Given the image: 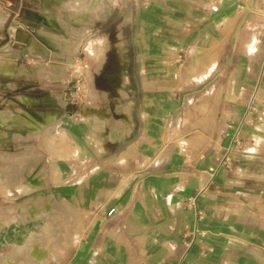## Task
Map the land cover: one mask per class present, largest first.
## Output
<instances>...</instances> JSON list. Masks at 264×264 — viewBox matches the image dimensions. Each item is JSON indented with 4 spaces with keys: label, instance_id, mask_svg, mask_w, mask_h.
I'll use <instances>...</instances> for the list:
<instances>
[{
    "label": "crops",
    "instance_id": "obj_1",
    "mask_svg": "<svg viewBox=\"0 0 264 264\" xmlns=\"http://www.w3.org/2000/svg\"><path fill=\"white\" fill-rule=\"evenodd\" d=\"M140 14L139 102L131 99L133 77L109 71L98 85L108 92L104 105L87 104L91 113L82 106L84 118L64 122L60 141L50 129L48 143L65 147V155L41 151L31 127L23 133L2 122L0 133L9 136L0 142L33 140L0 151V161L11 158L4 151L29 147L17 157L28 159L33 174L42 159L49 196L82 210L80 237L56 264H264V150L256 148L264 140V0H152ZM8 16L0 9V26ZM201 49L211 51L214 63L204 71L197 65V74L193 58ZM190 53L181 73L177 63ZM13 62L0 61L10 77L26 70ZM212 82L222 86L216 102L212 90L201 102L186 101L188 87L205 90ZM197 116L211 120L190 122ZM181 136L192 144H178ZM237 139L254 145L222 164V149Z\"/></svg>",
    "mask_w": 264,
    "mask_h": 264
},
{
    "label": "rangeland",
    "instance_id": "obj_2",
    "mask_svg": "<svg viewBox=\"0 0 264 264\" xmlns=\"http://www.w3.org/2000/svg\"><path fill=\"white\" fill-rule=\"evenodd\" d=\"M9 1L0 0V9L9 13L7 21L0 26V61L25 64L26 70L18 71L17 75L10 77L6 69L0 68V111L12 110L23 115L27 112V116H36V119L45 121V124L47 122L44 113L52 112L58 117L51 118L49 122L53 124L47 127L43 124L32 126L13 122L10 116L3 114L0 115V124L3 122L9 127H19L23 133H27L29 129V135L32 136L40 134V138L37 139L38 148L41 151L51 148L53 153L60 154L61 151L57 150L56 146L52 147L47 141L48 137L53 136L49 133L50 129L52 128L51 133H57V140L60 141L59 130H64V122H81L84 118L81 113L82 106H85V112L88 110L91 113L93 111L89 109L92 108H87V104L104 105L107 102L104 98L108 92L101 91L98 85L106 81L104 76L107 72L118 70L128 72L133 77L131 99L135 96L136 102H139L142 80L139 77L140 64L137 58L142 47L136 36L145 24L140 12L152 0H116L115 4L107 9L104 18L94 21H84L70 9L60 8L54 1L21 0V6H18L17 0L11 4ZM89 1L77 0L72 3V7L79 9L83 5H89ZM96 1L94 0L93 3L97 4ZM108 1L102 0L105 5ZM95 8L91 11L93 12ZM47 15L74 23L72 30L75 31L76 36L70 35L67 28L48 25L42 19V16ZM83 26L86 27L85 31ZM210 53L211 51L202 49L198 53L200 71L205 67L208 70L210 67L209 60L213 59L212 55H208ZM191 58L190 53L188 57L177 63L181 73L188 70ZM207 61L209 64H206ZM35 72L50 80L40 78ZM191 74L195 78L193 73L187 76ZM183 78L182 80L187 82L190 80V77ZM215 83L219 82H212L205 90H194V86L188 87L186 101L190 99L193 103L201 102L200 99H203L206 90H212L213 102H216V96L218 99L221 97L222 86ZM59 95L66 97L65 102L59 100ZM109 100L113 104L115 98L109 95ZM199 113L206 115V111ZM210 120V116L203 119L197 116L191 118L190 122H210ZM55 122H58L56 127ZM24 126L31 128H23ZM32 127L36 128L32 129ZM3 130L5 127L0 125V131ZM192 134L194 135V133L189 135ZM8 136V133H0V140ZM14 136L21 137L23 134L15 132ZM12 140L9 139V143L7 140L0 142V151L30 143L33 139ZM243 140L222 149L220 156L222 164L232 163L233 155L238 152H249V147L254 144L251 142L249 145L248 140L246 142ZM176 142L183 145L192 144V141H187L184 136L176 138ZM30 148H32L30 152H36L33 147ZM59 148L65 155V147ZM256 148L264 150V143L257 142ZM27 149L29 147L23 146V152L18 154L4 151L3 155L11 158L7 162L0 161V264H12L11 260L15 258H21L25 264H38L30 257L36 242L49 245L53 251V255L41 264H56V260L58 262L62 257L61 253L80 237L79 233L83 228L82 210L62 196H56L57 201L53 196H49L53 192L47 177L44 183L47 169L42 159L40 173L33 174L28 159L17 157L29 153ZM229 155L231 160H227ZM0 160H2L1 155ZM36 163L38 161L34 164ZM34 182L39 183L38 186L36 185L37 188L30 187ZM29 198L34 201L27 202ZM33 204L40 205V208L33 209Z\"/></svg>",
    "mask_w": 264,
    "mask_h": 264
},
{
    "label": "bare ground",
    "instance_id": "obj_3",
    "mask_svg": "<svg viewBox=\"0 0 264 264\" xmlns=\"http://www.w3.org/2000/svg\"><path fill=\"white\" fill-rule=\"evenodd\" d=\"M47 1H54L56 2L60 8H68L71 10V12L75 15H79V17L84 20V21H94V20H98V19H102L106 16V11L109 7H111V5L115 4V1L116 0H109L107 5H105V3L102 2V0H97V4H94L93 1L94 0H90V4L89 5H83L81 8L79 9H75L72 7V3L76 2L77 0H47ZM86 1V0H85ZM92 4V5H91ZM95 5V7H94ZM64 8V9H65ZM95 10L92 12L91 10L94 9ZM42 19L48 24V25H51V26H54V27H62V28H67L68 29V33L71 35V34H75L76 36V33L74 30H72V26H74V23L70 22V21H65L63 19H59V17H54V16H42ZM46 24V25H47ZM83 30L85 31L86 30V27H82ZM47 30V29H46ZM49 31V30H48ZM78 31V30H77ZM44 32V31H43ZM51 32V31H50ZM53 35H57V34H54L52 33ZM59 35V34H58ZM80 35V34H79ZM65 37V36H64ZM70 38V37H69ZM72 38V37H71ZM95 49V48H94ZM198 51V50H197ZM196 53V51H194ZM193 53V52H192ZM200 62V59H199V56H198V53H196L194 55V58H193V72H196V68H197V65H200L199 64ZM208 62V61H207ZM214 63V62H213ZM210 64V67L212 66V64ZM209 64V63H208ZM12 65V64H11ZM14 66V65H13ZM12 66V68H13ZM206 66V65H205ZM204 67V66H203ZM209 67V68H210ZM213 67V66H212ZM0 68H3V69H6V65L5 64H0ZM9 68V67H8ZM206 68V67H205ZM204 68V70H206ZM208 68V69H209ZM191 69V67L189 68ZM201 69V68H200ZM203 70V71H204ZM191 71V70H190ZM209 72V71H208ZM197 73V72H196ZM201 73V72H200ZM198 74V73H197ZM202 74V73H201ZM196 76V75H195ZM199 76V75H198ZM122 81L126 82L127 80L124 78H122ZM59 100L62 101V102H65V99L66 97H63V95H59L58 96ZM27 113V112H26ZM25 113V115L21 114V113H18V112H14V111H7V110H1L0 111V115H3V114H7L8 117L10 116V119L13 121V122H20L22 124H28V125H32V126H39L41 124H45V121H42L40 119H36L35 117L33 116H27ZM44 113V112H43ZM55 116L58 117V115L52 113V112H48V113H44V117L46 119V122H49V120H51V118H55ZM56 120V119H55ZM53 138V137H52ZM260 144H263L264 143V140H259ZM53 147V146H52ZM61 151V150H60ZM63 151V150H62ZM33 177V176H32ZM32 182L34 181L31 180ZM37 182V180L35 181ZM34 182V183H35ZM41 183V182H40ZM39 184V183H38ZM49 254H53V251L51 250L50 246L49 245H42L41 243H38L36 242L33 246V249L31 251V258L34 259L37 263L40 264V262H42L44 259H46L48 257ZM49 258V257H48ZM30 260V259H29ZM12 264H25V261L22 260L21 258H15V259H12L11 260Z\"/></svg>",
    "mask_w": 264,
    "mask_h": 264
},
{
    "label": "built area",
    "instance_id": "obj_4",
    "mask_svg": "<svg viewBox=\"0 0 264 264\" xmlns=\"http://www.w3.org/2000/svg\"><path fill=\"white\" fill-rule=\"evenodd\" d=\"M212 9L215 10V11H217L219 9V7H218V5H213L212 6ZM242 89H245V87L242 86ZM236 141L239 142L238 139ZM217 160H220V157H218ZM227 160H231V156L230 155L227 157Z\"/></svg>",
    "mask_w": 264,
    "mask_h": 264
}]
</instances>
